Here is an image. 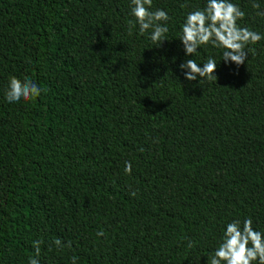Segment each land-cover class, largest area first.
<instances>
[{"label": "trees", "instance_id": "obj_1", "mask_svg": "<svg viewBox=\"0 0 264 264\" xmlns=\"http://www.w3.org/2000/svg\"><path fill=\"white\" fill-rule=\"evenodd\" d=\"M231 2L264 36V0ZM206 4L153 0L159 46L131 0H0V264H28L37 240L39 264H209L228 223L264 233V39L239 67L210 44L186 56ZM209 57L216 81L184 78ZM11 77L41 95L9 103Z\"/></svg>", "mask_w": 264, "mask_h": 264}, {"label": "clouds", "instance_id": "obj_2", "mask_svg": "<svg viewBox=\"0 0 264 264\" xmlns=\"http://www.w3.org/2000/svg\"><path fill=\"white\" fill-rule=\"evenodd\" d=\"M153 0H131V14L139 27L140 34L150 32V40L161 46L168 33L167 22L170 17L162 9L152 11ZM187 5L182 4L181 8ZM252 7L259 9L260 5L253 2ZM257 15L264 16V11H258ZM245 17V12L232 3L231 0H207L203 9H197L186 15L182 25L180 41L186 56L198 54V49L204 45H212L222 50V61L231 62L237 67L243 65L247 59L248 45H254L264 39L259 32L241 27L238 21ZM132 24V21H129ZM129 35H132L131 31ZM184 78L191 82L200 78L202 80L216 81L214 75L217 63L209 57L203 67L194 59H187L180 64ZM42 89L33 81L25 77L23 80L11 77L6 99L9 103H19L35 99L41 95ZM131 162H125V173L130 174ZM135 196V192L131 193ZM98 236H104L101 230ZM43 241L33 242L35 255L29 258L28 264H39L40 246ZM53 243L57 248L65 247L64 243L56 238ZM70 247V243L67 245ZM189 247L192 244L189 243ZM78 257H72V264H76ZM264 264V233L253 228L251 218H246L242 223L234 220L226 225L221 242L214 253L209 257V264Z\"/></svg>", "mask_w": 264, "mask_h": 264}]
</instances>
